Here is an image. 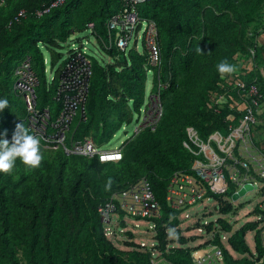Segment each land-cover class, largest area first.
I'll use <instances>...</instances> for the list:
<instances>
[{
  "label": "trees",
  "instance_id": "1",
  "mask_svg": "<svg viewBox=\"0 0 264 264\" xmlns=\"http://www.w3.org/2000/svg\"><path fill=\"white\" fill-rule=\"evenodd\" d=\"M54 1L0 0V96L9 100L0 112V133L11 140L18 122L28 127L23 98L13 89L14 69L26 59L38 81L39 112L48 109V124L57 118L62 103L53 97L61 70L70 59L63 60L62 50L73 36L86 31L94 38L91 47L101 55L84 52L83 44L78 48L90 60L91 74L83 117L80 111L76 114L66 145L71 138L97 144L98 138L103 142L131 125L137 130L121 143L122 158L117 163L67 155L41 141L43 159L38 167L26 166L17 158L12 170L0 172V264H151L150 252L132 241V233L125 232V249L115 238L106 237L97 211L104 198L143 176L161 209L153 236L158 248L165 251L168 246L163 255L172 264H193L188 244L194 239L182 235L180 212L165 202L167 179L190 167L192 158L182 145L187 140V126L203 138L216 130L227 132L232 112L225 108L213 113L207 107L210 92L217 90L224 75L217 72L216 65L223 58L234 64L237 53L247 55L253 45L247 34L263 20L264 0H149L138 5V17L156 26L159 68L147 64L145 49L108 47L107 20L124 8V0H64L48 12L36 14ZM20 11L24 13L17 17ZM89 23L93 24L91 30ZM44 49L49 52V68H56L49 84ZM75 52L69 50L68 55ZM149 73L153 77L149 94L158 95L161 106L153 130V125L140 121L149 108ZM46 132L54 131L47 126ZM124 132L127 136L128 131ZM109 178L111 186L106 188ZM234 190L232 187L226 195ZM213 197L218 201L216 211H231L224 196ZM254 214L261 221L247 222L232 231L228 250L220 243V235L214 236L212 243L222 248L223 264H255L261 258L264 262L262 230L258 228L264 211L256 207ZM219 223L225 232L231 231L228 223ZM211 228V224L206 227ZM250 231L255 232V255L245 240ZM169 234L175 240L169 242Z\"/></svg>",
  "mask_w": 264,
  "mask_h": 264
},
{
  "label": "built area",
  "instance_id": "2",
  "mask_svg": "<svg viewBox=\"0 0 264 264\" xmlns=\"http://www.w3.org/2000/svg\"><path fill=\"white\" fill-rule=\"evenodd\" d=\"M147 1L149 0H124V8L107 20L108 47L115 45L120 51L129 47L135 36L136 27L143 22L138 17L136 8ZM63 2L64 0H55L36 14L40 16ZM23 13L24 11L18 12L17 17ZM145 22L147 25L142 30V40L148 54L147 64L150 67L159 68L161 56L157 42V29L152 22L146 20ZM258 26L256 32H264V18ZM92 27V23L87 24L88 29L91 30ZM113 31L116 32L115 37ZM247 35L253 37V45L248 47L246 56L236 54L234 61L236 70L223 75L217 83V90L210 92L211 98L207 103V107L213 113H219L225 108L232 112L227 119V132L216 130L203 138L194 127L187 126L185 130L187 140L183 141L182 145L192 158L190 167L175 171L167 179L165 202L167 207L180 212L177 216L180 223L182 220L190 219L187 214L189 208L200 201L209 200L214 198L213 196H225L232 187L235 188L234 192H237L246 184H251L253 187L251 191H253L258 182L264 181V148L258 146L259 142L254 135L257 127L264 132L263 94L260 91L259 81V76H264V73L262 70L259 72L256 63V54L260 47L257 37H254L251 29ZM84 52L80 53L78 50L67 56L70 59L61 70L57 91L53 97L55 101L62 103V108L57 118L50 124H48L50 117L48 109L45 108L39 112L37 108L38 81L30 69L29 59L24 60L14 69L13 89L23 98L28 114L29 130L38 135L46 146L53 149L60 148L67 155L97 157L100 163H117L122 158L120 147L113 150H100L99 145L90 139L74 140L72 138L69 145H66L67 134L76 114L80 111L83 117L88 79L91 74L90 60ZM238 63L241 64L238 65ZM258 73L261 74L257 75ZM53 78L47 79V83L49 84ZM160 116L161 106L158 102L155 118L150 123L153 125L152 130ZM47 126L54 132H46ZM258 207L264 211V200ZM97 211L106 237L114 236L111 229L114 215L118 224L122 222L127 225L125 220L135 221L134 228L139 227L140 220L149 222L146 231L150 232V238L135 244H139L143 250L150 252L151 264H172L163 255L167 252L168 246L165 251L160 250L158 242L153 238L157 226L155 220L161 217V209L146 176L112 192L98 204ZM258 218V221H261V218ZM203 226L206 229L209 224ZM212 228L213 230L209 231L206 229L208 237L205 238V249L191 252L193 264H223L222 248L214 245L212 241L215 235H220V243L226 249L224 244H227L232 231L225 232L220 224L218 228L215 226ZM204 231V228H197L198 233ZM171 237L168 238L169 242ZM263 243L262 240L264 247ZM253 254L255 255L254 252ZM255 264H264L263 259L261 258Z\"/></svg>",
  "mask_w": 264,
  "mask_h": 264
},
{
  "label": "rangeland",
  "instance_id": "3",
  "mask_svg": "<svg viewBox=\"0 0 264 264\" xmlns=\"http://www.w3.org/2000/svg\"><path fill=\"white\" fill-rule=\"evenodd\" d=\"M146 25L147 23L143 19V22L140 26V30L135 34V36L131 40L128 49L135 47L139 52L143 51L144 45H143V40H142V30L146 27ZM93 41H94V38L93 36L90 35L88 31L80 33L76 36H73V39L69 41L68 44H66L62 50L63 60L67 58L69 50L71 52L77 51L78 48H80L81 44L84 45L83 47L84 49H86L85 52L94 53L97 57H99V55L101 54L97 51L96 47L95 46L94 48L91 47ZM42 52H43V55L46 61V78L50 79L51 77H54V72L56 68L53 71L49 68L50 67L49 52L45 49L42 50ZM106 60L107 58H105V61ZM100 64L102 63L100 62ZM152 80H153V77L151 73H149L148 80H147V87H146V91H147L146 97L150 99V101L148 102L149 108L147 111L144 112L143 115L140 116L141 124L145 122L151 123L154 120L155 115H156L158 97L155 94H151V93L149 94V91L153 84ZM135 126L136 125H131L125 130L122 129L116 132V134L113 137L107 140H104L103 142L98 138L96 141H97V144H99L100 150H113V149L120 147L121 143L125 141L126 139H128L129 137H131V134L137 130L136 128L137 126L136 127ZM124 131H128L127 136L123 135ZM263 190H264V183L258 182L253 191L246 193L245 196L239 198L236 201L232 202L231 196L229 195L224 196L223 200H225L231 206V211L228 214H221L215 210V208L218 205V201L214 198H211L209 200L204 199L200 201L198 204L190 207L187 212L190 219L182 220L181 224L179 225V229L182 231L183 236H185L188 239L190 237H193L194 239V242H190L188 244V247L190 248V250L203 251L205 249L206 247L205 238L208 237L206 233V229L203 226L205 224H209V225L211 224L212 226H215L218 228V225L220 224L219 221H223V222L228 223L232 227L231 231H236L243 224L247 222L258 221L259 218L254 214V209L258 207L259 204L264 200ZM183 216L184 214L181 215V218H183ZM113 220L114 222L112 223L111 229L113 230L112 234L114 236L109 235L108 238H115V240L118 241L120 248L125 249L122 244V242L127 239V235L125 232L132 233L133 237L135 238L132 241L135 243H140L141 241L150 238L149 236L150 232L146 231L148 229L149 222L140 220L138 222L139 227L134 228L135 221L125 220L124 222L127 225L122 224V222L121 224H118V220L116 219L115 215L113 216ZM198 227L204 228L205 231L203 233H198L197 232ZM258 228L262 230L261 236L264 242V221H262V223L260 224V227ZM254 233H255L254 231H250V232H247L245 236L246 243L250 247L252 255H253V252L255 253ZM171 240H175L174 237H171L170 241ZM224 246L226 247V250H228L227 245L224 244ZM229 252L235 256V254L232 253L231 250Z\"/></svg>",
  "mask_w": 264,
  "mask_h": 264
},
{
  "label": "clouds",
  "instance_id": "4",
  "mask_svg": "<svg viewBox=\"0 0 264 264\" xmlns=\"http://www.w3.org/2000/svg\"><path fill=\"white\" fill-rule=\"evenodd\" d=\"M216 69L220 74L233 73L236 70V66L229 63L227 58H223L217 63ZM8 104L9 100L7 97L0 96V112ZM17 158L23 164L32 168L38 167L43 159L40 137L29 131L22 121L15 125L11 140L4 138L3 134L0 133V172L12 170ZM110 186L111 178L105 184L106 188Z\"/></svg>",
  "mask_w": 264,
  "mask_h": 264
},
{
  "label": "crops",
  "instance_id": "5",
  "mask_svg": "<svg viewBox=\"0 0 264 264\" xmlns=\"http://www.w3.org/2000/svg\"><path fill=\"white\" fill-rule=\"evenodd\" d=\"M263 7H264V3H263ZM259 26H257L256 28L254 29H258ZM253 28L251 29L252 32L254 31H257V30H254ZM254 37H257V40H258V43L259 44V49H258V52L256 54V63H257V66H258V70L260 72V70L263 71L264 73V32L261 33V31L259 33H255V36ZM252 41H253V37L251 38ZM241 63H238V65H240ZM261 73H258L257 75H260ZM259 81H260V84H261V93L263 94V100H262V108H264V76H259ZM255 138L257 140L258 143V146L259 147H263L264 148V132L261 130V128L257 127L255 129ZM250 248V247H249Z\"/></svg>",
  "mask_w": 264,
  "mask_h": 264
},
{
  "label": "water",
  "instance_id": "6",
  "mask_svg": "<svg viewBox=\"0 0 264 264\" xmlns=\"http://www.w3.org/2000/svg\"><path fill=\"white\" fill-rule=\"evenodd\" d=\"M124 135H126V132H124ZM253 189L252 185L251 184H246L244 185L240 190H238L237 192H234L232 195H231V200L232 202L233 201H236L238 200L239 198L245 196V194L248 192V191H251Z\"/></svg>",
  "mask_w": 264,
  "mask_h": 264
},
{
  "label": "bare ground",
  "instance_id": "7",
  "mask_svg": "<svg viewBox=\"0 0 264 264\" xmlns=\"http://www.w3.org/2000/svg\"><path fill=\"white\" fill-rule=\"evenodd\" d=\"M113 36H115V35H113ZM106 41H107V39H106ZM107 43V42H106ZM260 44V43H259ZM82 47V46H81ZM113 47V46H112ZM97 49V48H96ZM94 51H95V49H94ZM105 55V54H104ZM87 57V56H86ZM100 59V58H99ZM59 75V74H58ZM13 92V91H12ZM20 97V96H19ZM151 97V96H150ZM159 102V101H158ZM148 108V107H147ZM53 115V114H52ZM74 123V122H73ZM72 123V124H73ZM71 128H73V127H71ZM70 132H72V131H70ZM186 137V136H185ZM103 144V143H102ZM102 164V163H101ZM264 191V190H263ZM223 202H224V200H223ZM218 209V208H217ZM176 217V216H175ZM175 219V218H174ZM142 222V221H141ZM128 223V222H127ZM213 227V226H212ZM171 228V227H170ZM232 228V227H231ZM255 228V227H254ZM212 229V228H211ZM224 229V228H223ZM138 232V231H137ZM259 234V233H258ZM216 238V237H215ZM165 241V240H164ZM218 242V241H217ZM191 247V246H190ZM224 254V253H223Z\"/></svg>",
  "mask_w": 264,
  "mask_h": 264
}]
</instances>
